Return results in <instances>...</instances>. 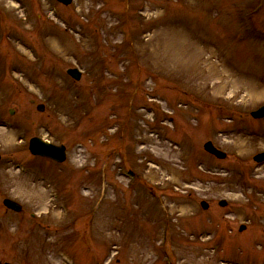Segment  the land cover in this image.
<instances>
[{"label":"rangeland","instance_id":"rangeland-1","mask_svg":"<svg viewBox=\"0 0 264 264\" xmlns=\"http://www.w3.org/2000/svg\"><path fill=\"white\" fill-rule=\"evenodd\" d=\"M15 1L0 0V264H167L163 246L171 264H264V165L253 161L264 120L250 116L264 105V0ZM118 87L130 114H117ZM193 105L210 125H195ZM80 108L90 114L74 128L66 115ZM115 127L125 138L99 149L102 174L89 175ZM31 137L65 145L66 162L31 156ZM207 140L230 157L205 155Z\"/></svg>","mask_w":264,"mask_h":264},{"label":"water","instance_id":"water-1","mask_svg":"<svg viewBox=\"0 0 264 264\" xmlns=\"http://www.w3.org/2000/svg\"><path fill=\"white\" fill-rule=\"evenodd\" d=\"M62 1H64L65 4H69L71 2V0H62ZM69 73H70V75H72L76 79L80 78V74L76 70L70 71ZM254 115H256L255 117H258V118L264 117V107L261 108ZM209 146H210V144L206 145V149L207 150H210ZM30 150H31L32 154H34V155L37 154V155H41V156H46V157H49L51 159L58 160L60 162L65 160L64 148H62V147L61 148L60 147H54V146L45 144L43 142H40V140H38V139H32L31 140ZM4 204L8 208H10V209H12V210H14L16 212L21 211V206H19L18 204H16L15 202H13L11 200H5ZM203 206H204V208H207V205L204 204V203H203ZM243 229L244 228H242V230Z\"/></svg>","mask_w":264,"mask_h":264}]
</instances>
